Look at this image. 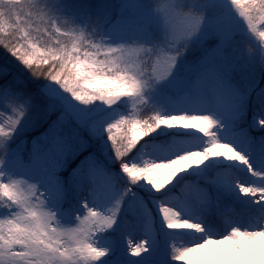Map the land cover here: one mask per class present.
Masks as SVG:
<instances>
[{"label":"clouds","instance_id":"1","mask_svg":"<svg viewBox=\"0 0 264 264\" xmlns=\"http://www.w3.org/2000/svg\"><path fill=\"white\" fill-rule=\"evenodd\" d=\"M160 2L139 0L136 7L140 10L141 25L129 33L114 28L118 21L128 19L129 0H0V17L15 18L13 27L5 30L0 26V33H4L0 35V47L19 61L21 56L29 57L26 68L33 77L55 81L64 93L82 105L99 102L111 108L123 98H130L131 112L133 116H139L135 123L149 135L159 127L160 120L157 117L150 122L157 105L152 102L153 93L163 83H170L181 95L189 91L188 85L199 75L196 66L200 63L186 60L182 65L181 58L194 43L206 46L201 37L212 27L217 16H229L239 22L240 38L231 52H226L225 58L218 61V68L222 70L225 61L228 62L226 77L238 93L237 77L264 93V83H261L264 81V0H220V8L216 7L217 0H179L183 10L192 14L185 19L194 24L189 35L182 39L176 38L172 22L159 7ZM161 48L176 51L177 59L166 77L156 79V56ZM214 115L216 119L187 111L165 115V120L207 119L208 124L202 128H196L194 124L168 125L191 129L190 139L174 145L167 152L142 155L133 166L142 169L134 179L144 180L154 189L157 184L166 187L165 173L179 175L187 170L181 165L193 157L200 159L201 154L202 164L210 157H223L246 164L252 171L248 157L222 131L226 123L223 116ZM115 117L122 118L121 114ZM260 117H264V112L258 114L256 120ZM131 123L128 122L127 130H122L124 134L120 137L126 153L136 149L144 139L131 134ZM260 124H264V120ZM217 145H222L223 150H215ZM9 147H12L11 143ZM227 150L237 155L225 156ZM69 157L74 158V155L70 152ZM0 166L10 173L6 176L0 172V260H7L8 264H64L65 258L72 253H87L99 260L94 249L98 246L101 256L107 250L97 239L103 229L88 210L62 208L63 202H57L44 174L13 169L4 148H0ZM192 167L188 165V168ZM231 173L241 193L248 187L247 194L258 202L264 201V186L249 182L247 175ZM64 199H67V189ZM167 220L176 221L168 224L169 228L203 234L190 243L175 244L180 249L225 240L239 248L243 241L264 240V220L253 222L240 216L225 218L217 234L207 233L202 222L182 218L175 208L168 211L165 222ZM175 260L179 264H188L180 256ZM244 264H264V257L258 256Z\"/></svg>","mask_w":264,"mask_h":264},{"label":"snow or ice","instance_id":"2","mask_svg":"<svg viewBox=\"0 0 264 264\" xmlns=\"http://www.w3.org/2000/svg\"><path fill=\"white\" fill-rule=\"evenodd\" d=\"M159 7L172 22L177 39H182L189 35L190 29L194 27V24L191 21H187L185 17L192 14L183 10L179 0H161ZM216 7H221L220 0H217ZM14 23V17H0V26L4 27L5 30L13 27ZM114 28L116 31L124 30L122 26L116 24ZM3 34L0 33V35ZM239 38V22L229 16H217L212 27L201 37V40L204 42L214 40L215 45L213 46V53L205 57L196 66V70L199 73L197 79L188 85L189 91L182 94L174 102L178 105L177 107L166 111L162 105L157 104L153 110L152 121L150 122H154L157 117H160L159 127L155 128L154 131L160 129L162 126L168 127V125L172 124H194L196 128H202L208 124L207 119L165 120L163 117L170 115L174 111H187L201 116L210 115L213 116V119H216L214 113H223L221 116L223 118L226 116L231 123V127L228 130L229 136L231 137L230 142L235 147L239 145L237 148L244 152L248 157L249 164L252 165V171H249L248 165H241V167L246 165L244 175L252 172L253 175H247L249 182L255 183L258 186H264V150L260 151L255 158L249 159L252 155V150L249 145H259L264 148V140L255 136L249 128L238 126L239 122L245 116L246 95H240L228 82L226 77L228 68L227 61H225L222 70L218 68V61L225 58L226 52H231L235 42ZM12 51L15 52L16 49L13 48ZM176 59V51L161 48L156 56L155 78L160 79L166 77L171 70V64ZM29 61V57L21 56L20 58V62L25 67ZM35 74L38 75L39 73L37 72ZM22 85L23 81L17 80L15 85L5 83L0 87V148H4L8 152L10 165L13 169L21 172L30 170L43 173L57 202L62 203L65 190L58 180V171L65 167L70 152L72 155H75L76 152L80 151L87 144L84 137L79 134L78 128L68 130L69 116L70 114H74L79 124L84 128L91 129L93 134L102 133L106 135L112 155L115 160L119 161L120 170L132 183L140 181L134 178L140 174L142 169H134L133 166L136 161L130 159V155L135 149L132 152L126 153L122 149L120 142V137L124 134L122 130H127L129 121L132 122L131 134L134 136L145 138L154 132L151 131L149 135H145L144 130L135 123L139 119V116H133L130 111L127 114H121L122 118L114 117L100 121L82 111L78 106L80 104L78 101H76L78 104H74L72 102L74 100L72 96L70 94L65 96L63 94L64 92L57 87L55 81L52 82L53 86L48 89L46 94L29 93ZM121 91L124 90L121 89ZM77 95L79 96L80 94L77 93ZM257 97L258 103L264 105V93H258ZM58 108L63 109L61 117L49 125L47 130L35 137L31 141V146L27 148L31 157L29 160H26L24 156L25 148L23 140H21L23 143L20 145L9 147L10 142L16 137L18 132L27 133L33 128L40 127L48 115ZM33 109H35V112L32 111ZM261 120H264V117H260L259 120H256V123L260 124ZM260 127L264 128V124H260ZM215 150H223V146L217 145L215 146ZM224 155L236 156L237 153L227 150L224 151ZM202 159L203 156L201 154L200 159L193 157L181 165V167L189 169V164L199 166L202 164ZM0 172H3L6 176L10 175L2 166H0ZM176 172H179V169ZM256 172L261 173V175L256 176ZM165 176L164 184L168 186L170 184L168 182L174 180L173 176L176 178L178 175H175V173H165ZM209 179H219L228 188H231L235 184L241 192L239 184H237L236 179L229 171L221 173L218 177H210ZM74 181L78 185L87 184L90 190L100 192L111 188L113 177L104 159L90 154L82 161L80 167L74 170ZM30 187L35 188V185H31ZM166 187L157 184L155 190L161 191ZM129 189L130 185L126 186L111 206L104 210L90 205L87 200H83L82 209L88 210L89 214L98 221L103 230L111 229L119 218L124 198ZM188 191H191V189H188ZM249 191L248 187L243 188L244 194L249 193ZM261 204L264 205V201H261ZM173 208L178 211L176 207L166 201L159 202V213L164 222L168 211ZM144 215L145 218L142 221V227L147 235L143 239L136 240L135 242L130 238L127 240V252L131 255L126 257V264H136L134 257L139 256L145 251L148 238L153 234L151 219L147 216L146 212ZM238 215L235 209H230L225 218L231 219ZM249 220L253 222L264 220V207H260L258 211L253 213L249 217ZM165 223L166 225L174 224L176 221L167 220ZM125 227H130V225L125 224ZM257 242L256 240H247L241 243L255 245ZM230 246V240L207 242L203 245L198 244L195 248L186 249H180L173 243L171 246V254L175 259L177 256H180L188 264H201L202 261L208 260H232L237 262V264H244L245 261L253 259L243 248L239 251H234L232 255L220 254ZM106 249L102 256L100 254L101 249L98 246L94 249L99 260L93 259L87 253L83 255L72 253L69 257L65 258L64 264H97L98 261H101L110 252L108 247ZM0 264H8V261L0 260Z\"/></svg>","mask_w":264,"mask_h":264},{"label":"rangeland","instance_id":"3","mask_svg":"<svg viewBox=\"0 0 264 264\" xmlns=\"http://www.w3.org/2000/svg\"><path fill=\"white\" fill-rule=\"evenodd\" d=\"M139 0H129V10H128V19L125 21H118L116 25H120L124 28L125 32H134L136 31L140 25H141V18H140V10L136 5L138 4ZM211 42V44H210ZM215 41L214 40H208L206 42V46L203 48V56L200 58H181V64L183 65L185 61L193 62V63H201L205 57L211 55L214 51ZM197 44H193L191 49L196 50L199 48ZM201 48V47H200ZM232 55L234 56L235 53L233 52ZM237 81V87L239 88L240 95H246V109H245V116L244 118L239 122V127H247L250 129V131L257 137H260L262 140H264V128L258 127L256 123V116L260 114L261 112H264V105L258 103V97L257 94L260 93L258 88H252L249 86V84L243 80H240L238 77L236 78ZM261 83H264V81H261ZM52 82L45 81L40 85V93L46 94L48 89L52 87ZM58 87V86H57ZM62 91V90H61ZM65 96H68L69 94L63 93ZM181 96L180 92L175 90L173 87H171L170 83H163L158 91H155L152 96V102L156 104L162 105L165 110L172 109L174 107H177L178 105L174 103L179 99ZM74 104H78L75 100L72 101ZM254 105V108L251 106ZM79 108L88 113L91 117L96 118L100 121H104L105 119L114 118L116 115L119 114H127L131 111V100L130 98H123L121 102H118L116 105H113L111 108L101 105L99 102L92 105H82L78 104ZM255 108H259L258 112L253 111ZM63 109L58 108L56 111H53L49 114V120L44 124L46 127H38L33 128L31 130H34L29 137V147L31 146V141L39 136L42 132L47 130L49 125H51L54 121H57L61 117ZM220 115H223V113L218 112ZM225 123V131L226 135L229 136V128L231 127L230 121L227 119V117H224ZM71 128H78L79 134L84 137V139L87 141V144L85 147H83L80 151L76 152V154L73 157H69V162L67 163L66 167L61 168L58 171V180L64 187V190L67 189V197L69 194H73V201L74 205L71 204L69 199H64L62 203V208L64 209H75L77 211L82 210V204L81 200H87L90 205H93L91 203V197L92 192L95 190H90L89 186L87 184L84 185H78L74 181V169L77 168V165H81L82 161H84L90 154L96 155L104 159L106 162L112 177H113V184L110 189L94 193L98 196V203L96 207L101 208V210H104L111 206V204L114 202V200L121 194L123 189L126 186L130 185V189L128 193L126 194L123 203H127L128 205L132 206L134 211H131L129 214L134 217V219L138 222L141 221V216L137 213L136 208L140 205H142V208H144V202L142 201L141 194L139 191H136L134 189L135 186H146L149 187L152 190H155L150 184L146 183L144 180H140L138 182L132 183L129 178L120 170L119 161L115 160L114 156L112 155L111 148L109 146V143L107 141V137L104 134H93L91 129L84 128L79 124V121L77 118H75L74 114H70L69 116V129ZM192 132L191 129H183L178 127H164L162 126L160 129H157L154 131L150 136L145 137L140 143L137 145V148L131 153L130 159L138 161L142 155H150L154 151H161V152H167L169 151L174 145L186 141L190 139V133ZM35 133V134H34ZM239 147V145H237ZM249 147L252 150V155L249 157V159H253L258 155V151L264 150L259 145H249ZM25 159L29 160L30 154L26 153ZM222 157H213L210 158L208 161H205L203 164L199 166H193L192 168L187 169L192 170V174L189 176H180L176 177L169 186L173 187V190H179L187 183H200V179L209 173L214 172H223L227 171L230 168V165L222 166L220 165V162H222ZM240 167H237V166ZM235 166L239 173L242 175L244 173V168H246V165L241 167V162H239ZM233 170V169H232ZM247 175H253L252 172H248ZM201 176V177H200ZM210 177L207 176L204 178L207 184H210L212 179H209ZM71 186V189H68V187ZM74 186H79L78 189H74ZM177 188V189H176ZM205 190V189H204ZM221 190V191H220ZM164 191V190H163ZM161 191V192H163ZM217 194L215 196H211L210 191H206L208 193V198H220L223 200L224 196H228V194L231 191H224L221 188L217 190ZM65 192V191H64ZM234 194V193H231ZM241 195V193H239ZM132 200V202H129V200ZM233 199V198H231ZM240 204H247L245 201H236ZM226 202V200H223ZM224 202V203H225ZM223 203V204H224ZM222 204V205H223ZM124 204H122L121 211L119 213V218L116 222V224L107 231L103 230L102 232L97 234V239L100 244H103L104 246L108 247L110 249V252L101 259V261H98L97 264H126V257L131 255L127 252L126 248H116V245H114V238L119 235L121 226L128 223V220L124 218L123 211H124ZM220 205V207L222 206ZM225 205V204H224ZM216 210V209H215ZM66 219H71V217H66ZM143 239V238H142ZM147 241L146 249L143 253H141L139 256L134 257L136 260V264H144L148 263L150 260L159 259L161 256L162 249L156 247V241L152 240ZM161 264H172L171 261H164ZM186 264V262H185Z\"/></svg>","mask_w":264,"mask_h":264},{"label":"bare ground","instance_id":"4","mask_svg":"<svg viewBox=\"0 0 264 264\" xmlns=\"http://www.w3.org/2000/svg\"><path fill=\"white\" fill-rule=\"evenodd\" d=\"M259 152L260 151H258V153ZM222 159L223 160L222 162H220V165H230L229 170H231V172L242 175L238 172L237 169H235V166H237L239 161L225 160L223 157ZM229 170L204 175L200 179L199 185L195 183H187L177 191L173 190V187L169 185L165 189H163L164 191L161 190L163 192L152 190L146 186H135L134 189L136 191H139L142 197V201L144 202V208L140 206L136 208L137 213L141 216L142 219L140 222H137L134 217L129 214L131 211H134L132 206L128 205L127 203H123V216L128 220L127 224H129L130 227L126 228L125 225L121 226L119 235L114 238V245H116V248L127 249V240L129 238L132 239L133 242H135L136 240L142 239L147 235L142 227V221L145 218L144 214L146 212L147 216L151 219L153 229V234L148 238V240L150 242L152 240H155L156 247L158 249L161 248L162 252L159 259L150 260L148 263L144 264H161L164 261H173L174 264H179V262L176 261L171 254L172 244L175 243L176 245H179L182 242L190 243L193 240L199 239L203 234L193 233L192 230L187 229L169 228L159 213V202L161 201H166L176 207L180 212L182 218H190L195 221L202 222L205 226V231L209 234L219 233V231L223 227L225 216L230 209H235L239 214L238 216L249 220V217L259 210V208L261 207V202H258L255 197L251 196V194L241 193L235 184H233L231 188H228L225 186V184L220 182L219 179L212 180L210 184H207L204 180V178L207 176L218 177L221 173L228 172ZM192 173V170H186L184 172H181L177 177L187 175L190 176ZM79 186H74L73 188L76 190L79 188ZM220 188L224 191H231V193H234L232 194V197L243 199V201L247 202V204H240L235 201L233 202L229 199H225L224 197L223 200H226V202L221 200L219 197L208 198V191H210V194H212L211 196H215L217 192H219L217 190H219ZM68 189H71V186H69ZM188 189H191V191H188ZM94 192H92L93 194L91 197V203L94 206H97L99 205L98 196ZM239 193H241V195H239ZM67 199H69L71 204L75 206V203L73 201V194H69ZM129 202L133 203L132 200H129ZM213 203L217 205L216 210H213L212 208ZM220 205L222 206L220 207ZM242 248L245 252H247L248 255L253 258V261L258 256L264 257V240L258 241L255 245H245L241 243L239 248H237L235 244L231 243V246L220 254L232 255L234 251H239ZM201 264H237V262L232 260H208L202 261Z\"/></svg>","mask_w":264,"mask_h":264},{"label":"trees","instance_id":"5","mask_svg":"<svg viewBox=\"0 0 264 264\" xmlns=\"http://www.w3.org/2000/svg\"><path fill=\"white\" fill-rule=\"evenodd\" d=\"M203 49V47H199L196 50L190 48L184 57L200 58L204 55ZM17 80L23 81L22 86L25 87L29 93L36 94H41L40 85L46 81L44 79H37L33 77L28 69L15 56L7 52L3 47H0V87H2L5 83L15 85ZM251 107L254 108V105H252ZM258 109L255 108L253 111L258 112ZM32 111L35 112V109H33ZM49 117L50 116L48 115L47 119L44 120L41 125L42 127H46L44 126V124L49 120ZM33 131L34 130H30L27 133L18 132L16 137L10 143L13 147H15L17 145H20L21 140H23L25 148L24 155L26 153H29L27 151V148H29L28 142L30 140L29 137L31 136Z\"/></svg>","mask_w":264,"mask_h":264}]
</instances>
